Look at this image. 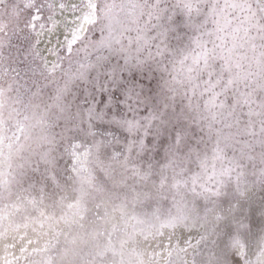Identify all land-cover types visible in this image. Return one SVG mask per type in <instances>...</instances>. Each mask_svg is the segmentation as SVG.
I'll return each instance as SVG.
<instances>
[{"label":"snow or ice","instance_id":"1","mask_svg":"<svg viewBox=\"0 0 264 264\" xmlns=\"http://www.w3.org/2000/svg\"><path fill=\"white\" fill-rule=\"evenodd\" d=\"M0 264H264V0H0Z\"/></svg>","mask_w":264,"mask_h":264}]
</instances>
